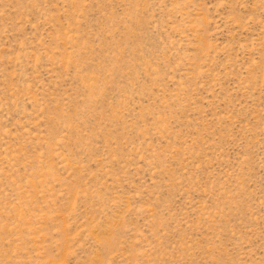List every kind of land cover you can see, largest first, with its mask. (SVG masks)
<instances>
[{"label": "rangeland", "instance_id": "1", "mask_svg": "<svg viewBox=\"0 0 264 264\" xmlns=\"http://www.w3.org/2000/svg\"><path fill=\"white\" fill-rule=\"evenodd\" d=\"M0 264H264V0H0Z\"/></svg>", "mask_w": 264, "mask_h": 264}]
</instances>
